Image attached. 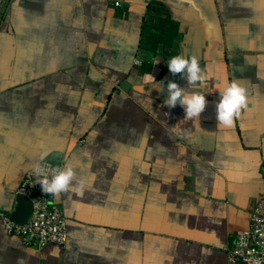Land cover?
Returning a JSON list of instances; mask_svg holds the SVG:
<instances>
[{
    "label": "crops",
    "instance_id": "0c3cea01",
    "mask_svg": "<svg viewBox=\"0 0 264 264\" xmlns=\"http://www.w3.org/2000/svg\"><path fill=\"white\" fill-rule=\"evenodd\" d=\"M162 1L181 32L169 56L140 45L150 0H0L14 81L0 90V212L45 151L87 185L55 198L63 246H27L0 220V264H228L264 197V0ZM178 54L208 77L199 122L164 104L167 82L187 88L167 67ZM146 73L165 90L137 91ZM232 80L248 108L221 129Z\"/></svg>",
    "mask_w": 264,
    "mask_h": 264
},
{
    "label": "clouds",
    "instance_id": "9594fccd",
    "mask_svg": "<svg viewBox=\"0 0 264 264\" xmlns=\"http://www.w3.org/2000/svg\"><path fill=\"white\" fill-rule=\"evenodd\" d=\"M155 63H158L156 59ZM167 67L173 74H179L186 79L187 88L181 87L178 83L169 81L166 83L167 97L164 104L174 108L178 104L184 109V120H195L199 122L202 113L205 112L208 101L203 92L196 90L198 87L207 86L208 77L201 68L195 56L188 57L185 54H178L167 61ZM151 85L158 92L165 90L164 84L157 83L151 73H146L141 78L139 92H145L144 86ZM189 89H192L191 91ZM219 100L215 104L217 127L221 129H232L242 112L248 108V97L246 89L236 80L231 82L223 81L218 85ZM163 107V105H162ZM47 151L42 152L39 160L42 162L48 157ZM36 183L40 185L43 193L58 198L62 193L69 191L77 195H83L87 185L83 180L77 181L76 172L67 165L63 168H51L37 162L32 169ZM51 175L49 177L48 172ZM75 182V183H74Z\"/></svg>",
    "mask_w": 264,
    "mask_h": 264
},
{
    "label": "built area",
    "instance_id": "2783aa9c",
    "mask_svg": "<svg viewBox=\"0 0 264 264\" xmlns=\"http://www.w3.org/2000/svg\"><path fill=\"white\" fill-rule=\"evenodd\" d=\"M116 4L120 5L119 1ZM40 163L49 169L55 168L51 161ZM32 169L26 171L15 190V194H22L32 201V213L26 223L13 222L11 212H0V220L7 233L17 235L27 246H63L67 239L66 216L55 198L42 192ZM48 174L50 177V171ZM237 261L241 264H264V197L255 203L248 227L238 231L228 251V264H236Z\"/></svg>",
    "mask_w": 264,
    "mask_h": 264
},
{
    "label": "trees",
    "instance_id": "16d2710c",
    "mask_svg": "<svg viewBox=\"0 0 264 264\" xmlns=\"http://www.w3.org/2000/svg\"><path fill=\"white\" fill-rule=\"evenodd\" d=\"M181 36L179 22L170 16L162 0H150L142 19L140 45L151 52L158 48L171 55L170 48Z\"/></svg>",
    "mask_w": 264,
    "mask_h": 264
},
{
    "label": "water",
    "instance_id": "95a60500",
    "mask_svg": "<svg viewBox=\"0 0 264 264\" xmlns=\"http://www.w3.org/2000/svg\"><path fill=\"white\" fill-rule=\"evenodd\" d=\"M122 87L127 89L129 87V83H122ZM15 202L16 204L14 209L11 211L10 219L17 224L22 225L26 223L32 213V201L22 194H16ZM236 264L241 263L237 261Z\"/></svg>",
    "mask_w": 264,
    "mask_h": 264
},
{
    "label": "rangeland",
    "instance_id": "374dc122",
    "mask_svg": "<svg viewBox=\"0 0 264 264\" xmlns=\"http://www.w3.org/2000/svg\"><path fill=\"white\" fill-rule=\"evenodd\" d=\"M3 4H1L2 6ZM2 24V23H1ZM0 58H2V60H0L1 65H0V90H5L8 89L9 87L13 88V82L12 79H10V75L8 74V70H10V68H12V65H10L8 63V59L9 57V49L0 44ZM14 67V66H13ZM5 78V79H4ZM12 85V86H10ZM2 92H0L1 94ZM3 99V98H2Z\"/></svg>",
    "mask_w": 264,
    "mask_h": 264
}]
</instances>
